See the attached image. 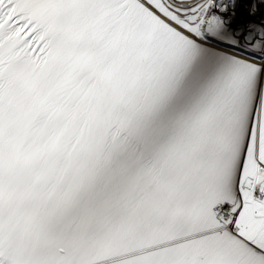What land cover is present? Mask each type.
<instances>
[{"label":"snow or ice","instance_id":"obj_1","mask_svg":"<svg viewBox=\"0 0 264 264\" xmlns=\"http://www.w3.org/2000/svg\"><path fill=\"white\" fill-rule=\"evenodd\" d=\"M0 264H264V0H0Z\"/></svg>","mask_w":264,"mask_h":264}]
</instances>
